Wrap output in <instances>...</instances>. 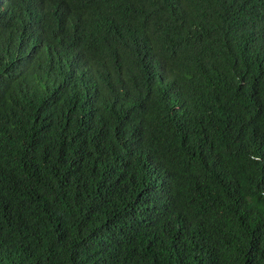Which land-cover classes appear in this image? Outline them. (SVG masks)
I'll return each mask as SVG.
<instances>
[{
  "label": "trees",
  "instance_id": "trees-1",
  "mask_svg": "<svg viewBox=\"0 0 264 264\" xmlns=\"http://www.w3.org/2000/svg\"><path fill=\"white\" fill-rule=\"evenodd\" d=\"M12 4L0 264H264V0Z\"/></svg>",
  "mask_w": 264,
  "mask_h": 264
},
{
  "label": "clouds",
  "instance_id": "clouds-1",
  "mask_svg": "<svg viewBox=\"0 0 264 264\" xmlns=\"http://www.w3.org/2000/svg\"><path fill=\"white\" fill-rule=\"evenodd\" d=\"M0 6L6 10L14 9V6L12 4V0H0Z\"/></svg>",
  "mask_w": 264,
  "mask_h": 264
}]
</instances>
